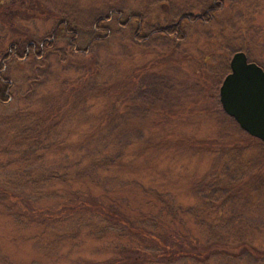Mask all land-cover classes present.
I'll return each instance as SVG.
<instances>
[{
	"label": "rangeland",
	"instance_id": "obj_1",
	"mask_svg": "<svg viewBox=\"0 0 264 264\" xmlns=\"http://www.w3.org/2000/svg\"><path fill=\"white\" fill-rule=\"evenodd\" d=\"M210 1L0 0V57L11 44L49 39L60 19L85 48L60 36L39 59L0 58L10 84L0 151L11 148L0 161L26 156L25 140L41 151L34 164L0 167V264H124L135 249L131 264H192L155 254L206 240L264 250V146L218 102L233 52L264 69V0H222L208 22L184 21L180 41L153 33L136 42L134 22L115 18L136 13L146 33ZM107 13V35L88 42ZM94 126L103 128L96 136ZM109 201L114 219L97 212ZM128 218L159 244L135 239L120 224ZM236 248L199 259L264 264Z\"/></svg>",
	"mask_w": 264,
	"mask_h": 264
},
{
	"label": "trees",
	"instance_id": "obj_2",
	"mask_svg": "<svg viewBox=\"0 0 264 264\" xmlns=\"http://www.w3.org/2000/svg\"><path fill=\"white\" fill-rule=\"evenodd\" d=\"M221 4H222V0H211L210 3L204 8V10L199 13V14H191L189 12L187 13H181L179 15V17L177 18V20L167 24V25H163V26H152L150 30L146 31V33L141 32L140 29V18L138 16V14L136 13H132L126 16L125 19L121 20V16L117 14L116 15V21L119 24H126L128 22H134L135 24V28L132 31L131 37L133 40H135L136 42H140V41H144L149 35L156 33L159 35H163L166 37H171L172 39L176 40V41H180L181 39H183L184 37V33L182 30V23L188 22V23H194L196 21L199 22H208L213 14L219 10L221 8ZM110 13H107L105 16L103 17H96L93 21V26L92 29L94 30V35L88 40L89 41H95L97 39H100L102 37H105L107 35V27L104 25L103 21L108 19L110 17ZM76 34H77V30L76 28L73 27V25L66 21L65 19H60L57 22H55L54 26L51 28V31L46 35L47 37H49V39H45L42 38L38 41H29L27 44H25L22 47H16L15 45L17 43H14L13 45L11 44L10 47L8 48L9 51L7 53H4L1 55V61H5L7 58H9L11 56L12 59L14 60H20V59H25V60H35V59H39L40 57H42L44 55V53L49 52L52 49V45H53V41H56L60 36L63 37H67L66 43L67 45L70 47L71 50L77 49L75 51L79 52L81 50H84L85 48H76ZM87 42V43H88ZM0 61V70H1V66H2V62ZM10 93V84L8 81L2 79L0 77V103L4 102L7 98L8 95ZM101 129H103L101 126H94L92 127L88 132H91L92 135H98L99 133H101ZM91 136V134H90ZM247 137H251L249 135H247ZM253 138V137H251ZM256 139V138H253ZM257 140V139H256ZM26 143L20 144L23 147V150H25V152H27L28 154L26 156H23L22 158L18 157L17 159H15L12 155V159L13 160H18V161H23L26 162L27 164L32 163L37 161V155H41V151H36V148H33L32 146V141H27L25 140ZM258 141V140H257ZM25 144V145H24ZM120 144V142H119ZM118 144V145H119ZM262 144V143H261ZM264 146V144H262ZM11 148H9V145L3 146V148L1 149L0 153H7L8 150H10ZM106 155H110V154H106ZM102 157H106L104 156V154L99 155V156H94V159H92V161L90 162L92 164V162L94 164L100 163V160ZM3 159H5L4 161H0V167H10L11 164H13L14 162H12V159H9V157L7 156V158H5L3 155L2 157ZM31 158V159H28ZM112 159V158H111ZM97 160V161H96ZM113 161V160H111ZM90 164V165H91ZM109 162L105 163V165L102 166H95V168H97L96 170H105L108 166ZM31 171V170H30ZM95 171V172H97ZM100 201L103 199V197H99ZM162 202V201H161ZM105 203V202H103ZM108 205L106 206H99L98 211L100 212L99 214H103L105 216H108L110 219H114V210L111 209V207L109 205L113 204V201H109L106 202ZM105 203V204H106ZM162 205L160 206V209H166V213L168 214V212L171 213L172 215V208L170 205H168L167 203H161ZM31 205V204H30ZM131 213V212H129ZM80 215V214H79ZM132 216V213L130 214ZM142 218H147L142 217ZM125 223V230L128 231L130 234H134L135 239H138L139 236L143 239L147 238L149 239V241H153V244L157 243L159 244V240L150 237L151 235H153L152 233H150L149 231V237L147 235H145L144 233H148L146 232L144 229L140 228L139 225H136V223L134 222L133 219H126L124 222L121 220L120 224H124ZM135 223V224H134ZM154 226V225H153ZM155 227V226H154ZM129 234V235H130ZM145 237V238H144ZM139 240V239H138ZM220 242V241H219ZM218 241H201L198 242L195 245L190 246L191 250L188 249H176L173 248V245H168L167 247L161 245V247H163V250L158 254H155L156 257H161L165 260H170L173 257H179V256H184L185 260L187 261H191L192 264H201L202 260L204 259L203 262H205L207 259H213L212 255L210 256V254L216 252L215 254H227L230 249H236L239 250L242 253H247L248 255L250 254V250L252 249L253 251H255L258 254V259L262 260L264 259V250H260L257 248H251V246H246L245 241L240 240L237 242H233V243H226L224 242L223 244H221V246L219 245ZM221 243V242H220ZM244 245V246H243ZM204 253V255L202 254ZM133 254L139 255V253L137 252V250L135 249L133 251ZM125 256L123 259L124 264H129L128 262H130V264L134 261L137 260L138 256ZM179 255V256H178ZM229 255V254H228ZM231 256V255H229ZM130 259V260H128Z\"/></svg>",
	"mask_w": 264,
	"mask_h": 264
},
{
	"label": "water",
	"instance_id": "obj_3",
	"mask_svg": "<svg viewBox=\"0 0 264 264\" xmlns=\"http://www.w3.org/2000/svg\"><path fill=\"white\" fill-rule=\"evenodd\" d=\"M218 102L239 129L264 144V70L242 51L233 52L228 60Z\"/></svg>",
	"mask_w": 264,
	"mask_h": 264
}]
</instances>
